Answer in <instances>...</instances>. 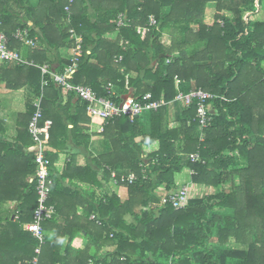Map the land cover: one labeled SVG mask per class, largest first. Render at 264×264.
Returning <instances> with one entry per match:
<instances>
[{
  "label": "trees",
  "instance_id": "1",
  "mask_svg": "<svg viewBox=\"0 0 264 264\" xmlns=\"http://www.w3.org/2000/svg\"><path fill=\"white\" fill-rule=\"evenodd\" d=\"M65 6L63 0H38L35 8L30 0H0V30L11 38L32 22L42 38L28 57L42 66L48 48L73 49L70 31L82 34L73 84L117 102L151 94L167 105L134 122L121 117L104 124L96 147L80 125L89 117L86 103L44 77L40 66L2 67L0 83L11 90L29 86L42 97L44 120L53 121L54 150L46 158L56 214L42 223L44 243L24 229L38 207L37 165L35 156L27 157L17 219L0 217V264H264V0H75L70 13ZM119 15L127 24L118 30ZM152 16L156 24L149 26ZM71 64L70 58L64 66ZM176 78L185 93L215 96L206 129L197 122L196 104L175 102ZM35 111L30 108V120ZM70 140L85 148L88 161L78 167L72 155L59 173L55 162ZM154 143L159 150L144 157V146ZM113 172L124 199L104 193ZM180 173L216 192L180 210L163 205L159 191L172 192ZM130 174L137 177L133 184L121 180ZM7 191L16 197L15 187ZM93 214L102 226L90 221ZM104 249L109 252L101 255Z\"/></svg>",
  "mask_w": 264,
  "mask_h": 264
},
{
  "label": "built area",
  "instance_id": "2",
  "mask_svg": "<svg viewBox=\"0 0 264 264\" xmlns=\"http://www.w3.org/2000/svg\"><path fill=\"white\" fill-rule=\"evenodd\" d=\"M66 3L65 11L70 13L72 5L75 0H63ZM127 20L124 15H119L117 18L118 30L125 27ZM156 24L155 17H151L149 26ZM1 27V17H0ZM142 30L139 29L138 33ZM70 34L75 40V46L72 51V64L67 66L63 73L55 74L50 72L49 66L42 68L43 75L51 76L53 81L73 92L77 98L87 104V114L91 119H98L105 123H108L116 118L127 117L130 122H134L146 111H157L161 107L167 104L164 101H152V95L146 94L141 100L134 97H127L120 102L116 100L99 97L97 93L89 86L82 84H73L71 82V76L78 67L79 58L84 55L83 52V37L77 35L75 31L71 30ZM14 40L21 42L28 46H34L35 40L30 37V33L26 29H18L13 35ZM9 39L3 31L0 30V62L1 63H16L18 65L25 64L20 54L10 49ZM119 58L117 61H121ZM177 79V78H176ZM48 81L44 82L47 85ZM178 94L175 98V102L183 105L185 108H190L192 105H197V122L201 129H206L214 120L212 112V101L215 100V96L211 93L203 91L201 89L191 90L185 93L181 90V81L176 80ZM53 122L51 120H44V113L42 109L41 101L36 104V112L32 117L29 132L34 142L35 150V164L37 165L36 173V191L38 194V207L34 214V221L32 224L25 225V230L31 232L33 236L41 243L46 240V232L43 229L42 223L53 219L56 214L55 206L49 204L50 195L53 186V180L50 173V163L46 158L47 147L51 139V129ZM103 131V128L101 129ZM198 154L192 156L193 161L199 160ZM121 180L129 184H133L137 177L134 174L128 176H121ZM111 181L114 186L119 185L120 178L113 172ZM190 201L189 190L186 186L176 187L172 192H165L162 195V204H171L176 210L185 208ZM96 221L98 225H102L95 215L91 218ZM32 264H38L37 260H34Z\"/></svg>",
  "mask_w": 264,
  "mask_h": 264
},
{
  "label": "crops",
  "instance_id": "3",
  "mask_svg": "<svg viewBox=\"0 0 264 264\" xmlns=\"http://www.w3.org/2000/svg\"><path fill=\"white\" fill-rule=\"evenodd\" d=\"M30 3L35 8L38 5V0H30ZM206 23L208 25L212 24L210 23V19L209 22L206 21ZM19 29L28 30L30 33V37L35 40V45L28 46L22 43L14 48L10 47V49L18 52L21 58L24 61H26V63L18 65L16 63L0 62V70L2 67L5 68L6 67L10 68L14 66L29 67V66L37 65L36 67L40 66L42 75H43L42 68L45 66H49L51 73L61 74L64 72L65 68L67 67L64 66L66 61L72 58V51H73L72 48L62 49L59 52L54 51L51 48H48L47 53L44 54L45 62H43V66L38 65L37 61L34 58L29 59V57L30 54H33L34 52L33 48H35L36 46L38 47L41 43L42 34L40 32V29L35 27L32 22H28L27 28H19ZM33 32L35 33L34 36H32ZM13 35L11 36V38H9L7 35L6 36L9 39L13 40L14 39ZM77 35L83 37L82 34H77ZM71 39L74 40L72 36ZM61 64H63L64 67L63 66L60 67ZM43 81L45 82L47 80L45 79ZM43 86L46 85L43 84ZM40 101L42 104V97L36 96L29 86L21 87L16 90H11L6 87L5 83L3 82L0 83V171L1 170L3 171L0 179V189H1L0 195H1V200L2 199L4 200L0 204L1 218L9 214L12 220L16 218L15 217L16 208L20 204L18 189H21L19 187L20 185H22V181L24 180L23 173L26 172L28 165L27 157L29 158L35 156V150L33 148L34 142L29 132V127L32 120V118L30 120L29 112L31 107H34L36 110V104L39 103ZM213 111L214 110L212 106V112ZM88 118H86L85 121H82L80 125L81 127H84L86 129L88 135L92 136L93 146L99 147L100 143L103 141L101 135L103 134L104 124L106 123L101 120L91 119V118H89V122H87ZM67 126L69 130H72L74 127L73 124L70 122H67ZM102 128L103 131H101ZM52 150L54 149L48 144L46 154ZM158 150H159V143H154L152 146H144V157H147L150 153L156 152ZM72 155L76 156V164L78 167H84L87 164L88 152L83 147L76 148V146L70 140L68 142L67 149L59 153L58 159L55 162V169L59 173L63 172L65 166L70 162V156ZM175 183L177 187L186 186L188 188L190 200L201 199L216 192L213 188H208L202 185L194 184L192 182V175L188 173L177 174ZM10 186L15 187L17 189L16 197L12 195L13 192L9 193L7 191V188H9ZM164 192L165 190L163 188L159 191V193L162 195ZM104 193L107 195H112L116 193L122 199L126 197L125 189L119 186H114L112 181L104 186ZM78 213L79 215H81L83 213V208H79ZM93 215L90 216V221H93L91 219ZM93 222H95L97 226H100L97 224L96 221ZM32 223H28L26 225ZM24 229H25V225H24ZM50 236L52 237V234H50ZM87 244L88 241L86 239L85 240L83 239L80 243V248L85 249ZM108 252L109 249H104L103 251H101V255L106 254ZM91 254L92 255L95 254L94 249L91 250ZM89 263L92 264V261L90 260Z\"/></svg>",
  "mask_w": 264,
  "mask_h": 264
},
{
  "label": "rangeland",
  "instance_id": "4",
  "mask_svg": "<svg viewBox=\"0 0 264 264\" xmlns=\"http://www.w3.org/2000/svg\"><path fill=\"white\" fill-rule=\"evenodd\" d=\"M214 7L215 6L210 7V10L207 14V19H206L207 22H209V19H210V23H213V21H214V16H215V8ZM260 19L264 20V12H263V15L260 17ZM163 42L165 43L166 46H170V44H171L170 37H168L167 35H164Z\"/></svg>",
  "mask_w": 264,
  "mask_h": 264
}]
</instances>
